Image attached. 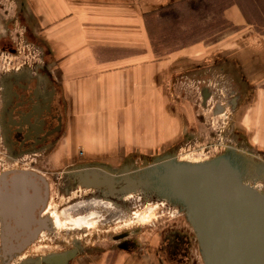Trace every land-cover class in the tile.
I'll return each mask as SVG.
<instances>
[{
    "label": "crops",
    "instance_id": "1",
    "mask_svg": "<svg viewBox=\"0 0 264 264\" xmlns=\"http://www.w3.org/2000/svg\"><path fill=\"white\" fill-rule=\"evenodd\" d=\"M9 1L11 10L0 8V35L11 37L20 30L19 40L49 55L63 90L67 138L79 127H126L129 135L120 136L121 141L130 146L132 139L142 138L137 141L141 148H153L177 137L168 136L163 127L196 124L190 104L176 99L175 79L188 78L177 75L190 68L195 79L204 58L214 63L215 55L203 57L213 46L197 42L157 60L145 20L146 13L182 0ZM228 2L232 4L223 17L235 28L227 32L221 69L233 72L231 81L237 82L229 90L226 108L249 147L264 152V26L251 22L264 21V0ZM201 95L206 104V87ZM221 109L217 105L218 113ZM137 127H143L144 134L132 137V130L141 133Z\"/></svg>",
    "mask_w": 264,
    "mask_h": 264
},
{
    "label": "rangeland",
    "instance_id": "2",
    "mask_svg": "<svg viewBox=\"0 0 264 264\" xmlns=\"http://www.w3.org/2000/svg\"><path fill=\"white\" fill-rule=\"evenodd\" d=\"M12 3L9 0H0V8L3 6L11 10L14 7ZM206 4L205 0H192L176 6L179 8L178 11L176 10L177 30L170 26L176 22L171 18L168 19L170 25L160 24L159 15L149 20L153 32V58L163 59L197 42L205 46H213L211 50L203 53V57L215 55L214 63H212L206 58L203 59L201 54L203 60L200 62V70L193 75L196 76L195 79L192 77L191 68L186 69L184 74L177 75L188 78L175 79V86L179 87L176 99L178 102L183 99L185 106L186 103L190 104L187 108L194 113L196 124L192 127H163L169 133L168 136L177 134L174 140L163 141L153 148H141L137 141H141L142 138L132 139L130 146L121 141L124 134L129 135L126 127H119V130H117L118 127H95V131H89L90 127H81V129L73 127L69 138L66 135L69 127H66V133L54 148L27 157L23 161H9L5 157V149L0 142V174L11 167L21 166L25 169L34 168L47 177L50 184L47 207L50 210V222L59 232L55 235L54 243L47 242V235L43 234L42 239L45 238L46 242L43 240L33 245L29 251L7 264H18L26 257H31L29 255L35 256L50 250H71L75 242L82 244V251L72 264H134V261L135 264H179L170 255L167 245L169 237L174 236L175 233L184 234L191 240L189 255L183 264H204L195 232L185 213L168 201L150 198L143 191L128 193L118 197L119 199L100 194L103 193L101 191L81 194L80 183L67 194L64 189L67 181H75L73 177L66 179L67 172L73 167L87 164L107 165L114 171H121L125 166L140 167L152 163L157 157L170 153L174 154L179 161L207 160L224 153L228 147L248 155L256 162H264V152L249 147L250 144L240 127L234 126L235 116L226 108L227 95L230 89L236 87L237 80L231 81L230 76L235 74L221 68H224L223 59L225 55L227 56V32L233 31L235 27L231 25L221 30L220 24L214 26L212 17L223 15L224 11L221 7L214 8L215 5L212 3L210 8ZM189 13L197 15L194 18L195 26L199 25L201 33L194 38L186 39L181 33L185 30L182 18ZM251 22L264 26V21ZM211 23L212 26L207 27ZM193 24L191 22L187 26ZM16 31L20 30L13 31L11 37L0 35V81L7 73L21 69L25 65L35 66L36 63L47 61L48 68L54 75L56 69L51 66L49 55L42 53L33 44L26 43L24 39L19 40ZM182 40L187 42L186 46H183L185 44ZM8 42L15 43L13 44L17 49L16 53L2 48L1 44L6 45ZM58 85L59 92L63 96L62 87L59 83ZM181 87H183L182 90ZM204 87L210 94L206 104L202 103L201 95V89ZM182 91L183 95H181ZM217 105L223 108L222 112H217ZM137 129L141 133L132 130L130 132L132 137L136 134L138 136L144 134L141 131L143 127H137ZM155 129L159 130V127ZM158 142L157 138L152 141V144ZM107 198H111L113 202ZM124 232L134 243L131 244L130 249L126 250L116 248V235ZM0 264H3L1 254Z\"/></svg>",
    "mask_w": 264,
    "mask_h": 264
},
{
    "label": "water",
    "instance_id": "3",
    "mask_svg": "<svg viewBox=\"0 0 264 264\" xmlns=\"http://www.w3.org/2000/svg\"><path fill=\"white\" fill-rule=\"evenodd\" d=\"M67 174L83 187L104 188L108 197L143 191L150 198L179 207L195 232L204 264H264V191L247 183L264 176V162L228 147L205 161H179L170 153L121 171L87 164L73 167ZM31 177L36 180L27 185L25 181ZM32 187L35 193L29 197L43 205L49 194L44 176L24 169L4 171L0 176V213H16L13 205L24 203L20 193L27 196ZM79 249L75 242V248L51 253L43 262L69 264ZM7 250L10 254L18 251L13 244ZM2 253L8 254L4 249ZM41 263L39 258H30L20 264Z\"/></svg>",
    "mask_w": 264,
    "mask_h": 264
},
{
    "label": "flooded vegetation",
    "instance_id": "4",
    "mask_svg": "<svg viewBox=\"0 0 264 264\" xmlns=\"http://www.w3.org/2000/svg\"><path fill=\"white\" fill-rule=\"evenodd\" d=\"M13 43L8 42L1 46L3 49L16 53L17 49ZM47 62H39L35 66L25 65L21 69L7 73L0 81V142L5 149V157L9 161H23L39 152L50 150L66 133L65 101ZM11 169H24L39 173L34 168L25 169L21 166L11 167L8 170ZM45 178L50 186L47 177ZM34 180L36 179L31 177L25 183L33 185ZM28 192L27 196L24 192L20 193L24 203L13 205L16 213L9 211H5L4 214L0 213V252L3 249L8 252L6 256L2 253L3 264L9 263L13 258L29 251L33 245L43 241L45 239H42L43 234L47 235V242L54 243L55 235L59 233L51 224L50 219H47L48 216L44 214L48 207L49 194L46 202L39 205L33 202V198H30L35 193L34 188H29ZM169 239L167 245L170 255L179 264H183L189 255L191 240L187 239L184 234L176 233ZM116 240V248L126 250L134 244L126 232L116 235ZM12 244L16 245L18 251L10 254L7 248ZM79 245L80 253L82 244L79 243ZM73 248H75V243ZM87 250L91 249L87 248ZM63 251L66 250H50L35 256L29 255L31 257H26L25 261L30 258H39L41 264H47L43 262V257ZM72 262L73 260L69 264Z\"/></svg>",
    "mask_w": 264,
    "mask_h": 264
},
{
    "label": "trees",
    "instance_id": "5",
    "mask_svg": "<svg viewBox=\"0 0 264 264\" xmlns=\"http://www.w3.org/2000/svg\"><path fill=\"white\" fill-rule=\"evenodd\" d=\"M187 1H192V0H183V1H179V2H176V3H173L171 5H168L166 6L165 8L163 9H158V10H155V11H151L149 13H146L145 15V20H146V27H147V31L149 33V36L151 38V43H152V38H153V32H152V29H151V26L149 25V20L150 18L156 16V15H159L158 18H159V23L160 24H164V25H167L169 24L170 25V21L168 19H172V20H175L176 22L170 26H172L175 30H177L178 28V22H177V19H178V13L176 12V10L178 11L179 8H176V6L178 5H181L183 3H187ZM207 2L206 5H208V7L210 8V4H214L215 7L214 8H218V7H221L222 9L221 10H225L229 5H231L232 3L231 2H228L227 3V0H222V1H210V0H205ZM229 1V0H228ZM211 4V5H212ZM190 6V5H189ZM169 11V12H168ZM164 12V13H163ZM167 12V13H166ZM167 14V15H165ZM197 15H194L193 13H189V15L185 16V18H182V23L184 24L185 26V30L182 31V35L187 39V38H194L196 36H198L201 32H200V27L199 25L197 24L195 26V20L194 18L196 17ZM212 20L215 22V24H213L214 26H218L220 24V26H222L221 30H224L226 27H230L231 24L230 22L225 19L223 17V15H216L214 17H212ZM193 22L194 24L191 26L190 28L187 29V24L188 23H191ZM181 23V24H182ZM209 26V28L212 26V23L207 25V27ZM164 31H166V27H164ZM208 31L210 29H207ZM163 41H167V39H163ZM183 41V40H182ZM184 42V41H183ZM187 43V42H186ZM186 43L184 42L183 46H186Z\"/></svg>",
    "mask_w": 264,
    "mask_h": 264
},
{
    "label": "bare ground",
    "instance_id": "6",
    "mask_svg": "<svg viewBox=\"0 0 264 264\" xmlns=\"http://www.w3.org/2000/svg\"><path fill=\"white\" fill-rule=\"evenodd\" d=\"M219 107V109H221L222 107L219 105L218 106ZM237 151V150H236ZM238 152V151H237ZM199 161H205V160H199ZM199 161H186V162H199ZM71 177L72 176H69L68 174H67V177H66V179L67 180H69V179H71ZM74 180H75V178H74ZM73 180V181H74ZM68 183H67V185H66V187H65V189H69V191L68 192H65V194H67V193H69L73 188H74V186H77L79 183H76L75 181L74 182H71V181H67ZM247 183L248 184H250L252 187H254V188H256L257 190H259V191H264V176H259V177H256V178H252V179H250V180H248L247 181ZM81 185V184H80ZM64 189V190H65ZM95 192V191H101V192H103V193H100V194H104V191H105V189L104 188H101V189H99V188H94V187H91V188H89V187H83L82 185H81V194H84V193H87V192ZM137 192V191H136ZM139 192H141V191H139ZM132 193V192H131ZM80 195V194H79ZM74 196V195H73ZM122 196V195H121ZM114 197H116V196H114ZM118 197H120V196H117L116 198L117 199H119ZM107 199H109V201L110 202H113V200L111 199V198H107ZM117 201H115V203H116ZM44 214H45V216H48L47 217V219L49 218L50 219V210L47 208L46 210H45V212H44ZM16 258L17 257H15V258H13L12 260H10V262L9 263H11V262H13L14 260H16ZM1 260H2V255H1ZM22 261H20L18 264H20Z\"/></svg>",
    "mask_w": 264,
    "mask_h": 264
}]
</instances>
